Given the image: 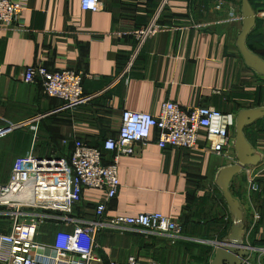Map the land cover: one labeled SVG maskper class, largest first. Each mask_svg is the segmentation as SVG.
I'll use <instances>...</instances> for the list:
<instances>
[{
  "label": "crops",
  "instance_id": "1",
  "mask_svg": "<svg viewBox=\"0 0 264 264\" xmlns=\"http://www.w3.org/2000/svg\"><path fill=\"white\" fill-rule=\"evenodd\" d=\"M25 3L13 26L0 27V129L43 120L33 142L58 151L31 153L68 157L76 140L101 147L115 139L123 111L157 116L166 102L217 109L214 125L232 140L225 158L212 153L221 138L206 130L192 151L161 150L153 132L134 156L120 158V187L105 217L159 213L181 225L180 240L232 242L223 253L235 250L239 264L246 254L257 264L264 243V0H100L95 13L82 11L79 0ZM153 26L141 42L136 33ZM38 65L92 76L83 82L90 100L60 111L38 84L20 81L25 68ZM240 160L246 164L238 171ZM104 201L105 193L84 190L74 218L88 223L82 215ZM123 233L113 260H150L134 250L142 245L133 235L145 232ZM99 252L106 264L111 258Z\"/></svg>",
  "mask_w": 264,
  "mask_h": 264
},
{
  "label": "built area",
  "instance_id": "2",
  "mask_svg": "<svg viewBox=\"0 0 264 264\" xmlns=\"http://www.w3.org/2000/svg\"><path fill=\"white\" fill-rule=\"evenodd\" d=\"M79 1L84 12L95 13L102 9L100 0ZM25 2L0 0V27L13 26L25 9ZM154 30L153 26L138 31L136 35L143 42ZM92 78L80 71H49L38 65L25 68L20 81L27 85L38 84L44 96L59 101L62 105L59 110L65 111L90 100L84 94L83 82ZM220 118L221 113L213 107L182 108L176 103L166 102L157 116L123 111L117 137L106 139L101 147L76 140L68 157L33 153L18 157L13 162L8 180L0 184V220L11 222L10 232L0 233V264H105L95 240L102 229L179 237L181 225L159 213L105 217L107 202L117 196L120 187L119 160L134 156L137 146L148 143L153 132L156 133L155 143L161 150H195L202 130H206L208 136L221 138L211 151L217 157L225 158L232 140L225 128L214 125ZM12 129L0 130V137ZM107 154H110L109 158ZM249 187L251 192H259V185L254 180L250 181ZM86 189L105 193L106 200L95 207L94 221L83 223L81 233L89 239V245L79 249L39 243L37 237L41 220L48 217L58 223L79 222L73 214ZM49 194H54V197L49 199ZM258 252L257 264H264V247ZM106 264L161 263L154 259L142 261L129 257L123 262L107 259Z\"/></svg>",
  "mask_w": 264,
  "mask_h": 264
},
{
  "label": "rangeland",
  "instance_id": "3",
  "mask_svg": "<svg viewBox=\"0 0 264 264\" xmlns=\"http://www.w3.org/2000/svg\"><path fill=\"white\" fill-rule=\"evenodd\" d=\"M42 121L43 120L37 122L27 119L23 121L24 124L15 127L4 137H0V182L7 180L15 159L31 153L32 148L34 152L39 150L42 152L58 151L57 145L46 146L33 142V136L38 135L37 132H40V124ZM78 210L79 212H83L81 206L77 209V212ZM82 219L84 221L86 219L88 223L93 222L94 212H87L84 216L82 215ZM83 227V223H58L47 217L46 220L40 221L37 241L44 244L84 249L89 245L90 241L85 234L81 233ZM10 229L11 222L0 223V232L8 233ZM182 233L181 231L180 236ZM122 235H124L122 230L114 231L113 229H102L97 234L95 240L99 249L113 260L114 244H117L116 242L124 238ZM133 237H136V239H133V242L137 243V245H142V247H139L140 245L138 246L139 249H134L138 251L140 256L145 259L157 260L161 264H226L225 258H227V261L229 258L233 261L228 264H239L240 262L236 260V257L234 258L232 256L235 254V250H230L232 255L222 252L225 251L224 249H226L227 246L222 244L221 240L205 239L184 241L180 240L179 237L171 238L164 234L147 233H137L134 234ZM261 247H264V245ZM217 253L221 257L218 261L215 259ZM139 255L136 256L140 258ZM242 255L244 256L245 254ZM246 258L247 254L242 264H248L245 260Z\"/></svg>",
  "mask_w": 264,
  "mask_h": 264
},
{
  "label": "water",
  "instance_id": "4",
  "mask_svg": "<svg viewBox=\"0 0 264 264\" xmlns=\"http://www.w3.org/2000/svg\"><path fill=\"white\" fill-rule=\"evenodd\" d=\"M7 129H8V128H4V129H0V130H7ZM239 164H240V165L236 167V169H237L238 171H240L242 167L244 168V166H245L246 163H245L244 161L240 160V161H239ZM222 244H224V245H226V246L237 245V244L232 243V242H223Z\"/></svg>",
  "mask_w": 264,
  "mask_h": 264
},
{
  "label": "bare ground",
  "instance_id": "5",
  "mask_svg": "<svg viewBox=\"0 0 264 264\" xmlns=\"http://www.w3.org/2000/svg\"><path fill=\"white\" fill-rule=\"evenodd\" d=\"M52 197H54V194H49L48 198L51 199Z\"/></svg>",
  "mask_w": 264,
  "mask_h": 264
},
{
  "label": "trees",
  "instance_id": "6",
  "mask_svg": "<svg viewBox=\"0 0 264 264\" xmlns=\"http://www.w3.org/2000/svg\"><path fill=\"white\" fill-rule=\"evenodd\" d=\"M263 245H264V243H263Z\"/></svg>",
  "mask_w": 264,
  "mask_h": 264
}]
</instances>
